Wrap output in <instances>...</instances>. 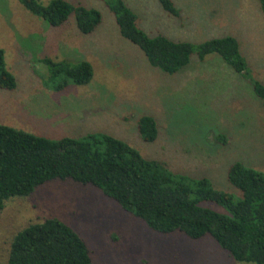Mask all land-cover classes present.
<instances>
[{
    "label": "rangeland",
    "instance_id": "obj_1",
    "mask_svg": "<svg viewBox=\"0 0 264 264\" xmlns=\"http://www.w3.org/2000/svg\"><path fill=\"white\" fill-rule=\"evenodd\" d=\"M47 4L50 0H38ZM100 11L91 33L79 32L74 14L57 26L30 13L19 0H0V48L16 87L0 88V124L50 138L105 132L174 172L207 177L215 188L239 195L226 179L240 161L264 172V99L250 82L211 53L195 54L175 73L153 67L141 49L123 38L106 0H67ZM148 35L199 43L236 37L251 75L264 84V15L259 0H173L179 15L158 0H123ZM49 56L87 60L86 85L56 91L41 78ZM152 115L158 135L144 141L138 118ZM225 136L226 142L217 140ZM202 205L219 212L213 202ZM49 217L63 221L86 240L93 264H254L238 261L210 235L192 239L179 231L160 233L124 210L91 184L53 180L26 197L5 201L0 210V264H7L14 234Z\"/></svg>",
    "mask_w": 264,
    "mask_h": 264
},
{
    "label": "trees",
    "instance_id": "obj_2",
    "mask_svg": "<svg viewBox=\"0 0 264 264\" xmlns=\"http://www.w3.org/2000/svg\"><path fill=\"white\" fill-rule=\"evenodd\" d=\"M167 13L178 16L173 0H158ZM32 14L50 26L63 24L71 13L79 32H93L101 23L98 9L67 0H19ZM264 15V0H259ZM119 34L137 45L149 64L167 73L186 66L193 54L202 60L218 54L243 75L254 93L264 99V84L255 79L236 37L225 35L199 43L173 40L163 34L148 35L136 23V14L123 0H106ZM39 60L46 66L41 82L56 91L69 84L86 85L93 77L87 60L70 62L49 56ZM16 87L14 75L6 68L0 48V88ZM137 130L142 140L158 135L155 118L143 114ZM225 143V136L217 135ZM91 184L116 201L124 210L142 219L160 233L179 231L192 239L210 235L238 261L264 264V172L240 161L227 168V181L239 190L236 195L214 187L207 177L194 178L169 169L163 161L143 156L128 142L105 132H88L80 137L50 138L0 124V210L13 197L30 196L35 189L53 180ZM213 202L219 212L202 205ZM7 264H93L86 240L72 227L55 217L33 222L18 230L8 249Z\"/></svg>",
    "mask_w": 264,
    "mask_h": 264
}]
</instances>
